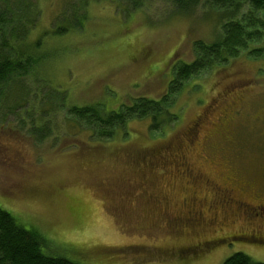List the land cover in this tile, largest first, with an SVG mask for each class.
<instances>
[{"label": "rangeland", "instance_id": "1", "mask_svg": "<svg viewBox=\"0 0 264 264\" xmlns=\"http://www.w3.org/2000/svg\"><path fill=\"white\" fill-rule=\"evenodd\" d=\"M34 1L41 19L32 39L65 19L72 32L44 38L51 60L37 78L40 96L59 108L48 116V137L39 140L24 115L0 108V207L37 230L46 253L77 264H225L238 252L264 264L263 227L228 221L225 234L253 230L262 238L212 244L183 259L180 248L221 232L176 235L163 226L167 214L181 215L192 193L165 173L171 149L186 154L205 178L220 183L231 176L247 200H264V58L243 52L188 81L173 98L178 120L161 131L133 119L109 140L87 130L77 135L69 106L111 111L140 97H163L175 61L193 62L195 42L222 35L220 9L202 0L182 17L169 0ZM249 11L244 6L240 17ZM255 46H264V37ZM163 194L169 205L159 202Z\"/></svg>", "mask_w": 264, "mask_h": 264}, {"label": "trees", "instance_id": "2", "mask_svg": "<svg viewBox=\"0 0 264 264\" xmlns=\"http://www.w3.org/2000/svg\"><path fill=\"white\" fill-rule=\"evenodd\" d=\"M169 1L173 3L174 15L186 17L195 12L202 0ZM209 3L213 10L215 7L220 9L216 22H222L223 33L213 43L195 42L193 62L175 61L173 79L163 97H140L130 105L123 104L118 110L111 111L102 104L69 106L68 116L73 121L70 129H78L77 135L87 130L91 137L109 140L118 128L124 129L128 121L148 119L151 131H161L178 120L173 98L181 94L188 81L212 68L228 64L243 52L256 60L264 58V46H255L264 37V18L258 15L264 13V0H209ZM244 6H248L250 11L240 17ZM40 16L41 8L34 0H0V108L20 117L24 115L25 124L28 125L29 120L31 133L39 135V140L48 137L47 130L52 129L48 116L59 109L51 107L53 103L40 96L41 81L37 78L51 60L45 51L44 38L62 37L72 32L71 20L65 19L32 39ZM27 78L34 81L28 82ZM65 122L68 123L66 119ZM252 232L254 239L246 240L254 243L257 238H262L258 231ZM238 240L241 239L234 241ZM47 247V241L37 230L25 228L0 207V264H77L46 253ZM225 264L263 263L252 261L245 253L238 252Z\"/></svg>", "mask_w": 264, "mask_h": 264}, {"label": "flooded vegetation", "instance_id": "3", "mask_svg": "<svg viewBox=\"0 0 264 264\" xmlns=\"http://www.w3.org/2000/svg\"><path fill=\"white\" fill-rule=\"evenodd\" d=\"M199 128L200 123H195L193 131L196 132V137H198ZM164 165L165 173L171 174L169 176L171 180L184 182L188 189H192V193L184 200V210H186L177 217L167 214L163 226L171 228L176 235H183L186 230H203L212 227L215 232H221L220 237L217 235V237L180 248L178 254L183 259L198 255L212 244L226 241L232 243L237 239L252 237L253 232L249 235L247 233L236 235L235 232L225 234L224 229L229 222L232 224L245 222L250 227L264 228V200H260L257 196L251 201L247 200L248 196L243 192L244 189L239 188L241 185L239 180L229 176L220 183L213 182L205 178L201 171L193 168L186 154H178L176 150H173L164 160ZM171 191L169 190L168 193H172ZM159 202L169 205V196L163 194Z\"/></svg>", "mask_w": 264, "mask_h": 264}, {"label": "bare ground", "instance_id": "4", "mask_svg": "<svg viewBox=\"0 0 264 264\" xmlns=\"http://www.w3.org/2000/svg\"><path fill=\"white\" fill-rule=\"evenodd\" d=\"M125 5V4H124Z\"/></svg>", "mask_w": 264, "mask_h": 264}]
</instances>
